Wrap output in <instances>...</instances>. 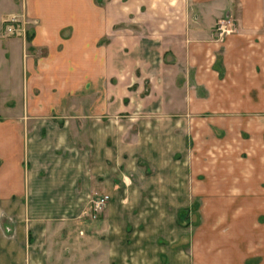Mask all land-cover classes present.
<instances>
[{
  "label": "crops",
  "instance_id": "0c3cea01",
  "mask_svg": "<svg viewBox=\"0 0 264 264\" xmlns=\"http://www.w3.org/2000/svg\"><path fill=\"white\" fill-rule=\"evenodd\" d=\"M98 1L0 0V264H264V0ZM177 152L201 179L159 172ZM126 155L149 170L117 190ZM192 197L218 208L190 231Z\"/></svg>",
  "mask_w": 264,
  "mask_h": 264
},
{
  "label": "rangeland",
  "instance_id": "374dc122",
  "mask_svg": "<svg viewBox=\"0 0 264 264\" xmlns=\"http://www.w3.org/2000/svg\"><path fill=\"white\" fill-rule=\"evenodd\" d=\"M98 3H102V0H99ZM222 18H225V16H222ZM221 18V19H222ZM105 39H102L100 42H103ZM176 108H179L181 109L180 106H177ZM124 115V114H123ZM126 115V114H125ZM176 115V114H175ZM124 120V123H122L124 125V127L127 128V126L129 127V120L127 119L126 116H123L122 117ZM193 124H198L199 127H204L205 129H208V128H213V125H218V121L216 122H211V121H195V122H192ZM215 123V124H213ZM233 127L236 129H238V122H231ZM264 122L260 121V122H255V124L257 125L258 128L256 129H260L261 127H264ZM130 129V128H128ZM218 129V128H217ZM242 138V140H241ZM232 137V142L231 144H237L239 145V147H241L240 150H238V156H239V162H243L242 160L246 161L247 159H249V156L251 154V152H248L247 150V146L244 145L246 142L245 141H248L249 137L247 138V135L244 133L243 134V137ZM190 140L192 141V138H187V144H189ZM253 141L254 142V152L255 154H259L260 155V159H261V156L264 158V146L259 148L258 144H256V141L257 142H260L259 144L261 145L262 144V141H261V138H259L258 140H256V137L253 138ZM264 141V140H263ZM218 143V142H217ZM244 145V147H243ZM264 145V144H263ZM243 147V148H242ZM260 150V152H259ZM130 156L129 155H126L124 157L125 159V163H124V166H121L120 169H122L121 171L124 173V175L126 174L127 175V178L126 176H121L117 179L116 181V189H120V187H123V189L128 186L130 189H133L134 187L136 188V186L138 185L139 183V176L137 175V165L139 166L140 165V170L142 171H145V170H149V167L148 165H146L143 161L139 164L138 163V160H136L135 156H133L131 159L129 158ZM172 157H170V162H171V166L170 168H165L163 170H159V172H161L162 175H165V176H175V177H181L183 175L184 172H186L187 174H191L192 176H194L196 173L199 175V179L202 178L203 174L202 173H198L200 172L198 168H195V166H191V168H189L190 170H187L185 169V165H183L182 161H183V156L181 153H175V156L173 157V159H171ZM128 163H127V162ZM196 161V160H195ZM173 162V163H172ZM127 163V164H126ZM199 164L198 161H196L195 165L196 164ZM126 164V165H125ZM210 165L212 166V168H214L213 170L216 169V166L214 167V163H210ZM142 166V167H141ZM218 168V167H217ZM211 170L212 173H214L215 171ZM246 170V169H245ZM181 175V176H180ZM124 182V183H123ZM127 184V185H125ZM195 189L197 190V188L200 187V184L199 185H195L194 186ZM126 195L129 197L130 199V191H125ZM128 197H126V202L125 203H130L132 202L131 200L128 199ZM133 199V198H132ZM109 203V201H108ZM107 203L106 207L109 205ZM133 203V202H132ZM185 208L181 209L179 212H178V224L179 225H185L187 226V228L191 231L194 229V227L198 224H200V220H201V216H200V212L204 209V208H218V201L216 200H212V201H203L201 199H199L198 197H192L189 201L185 202ZM205 207H204V205ZM106 207L103 209V211L106 209ZM130 210L134 211V207L131 206L130 207ZM86 211V210H85ZM84 211V212H85ZM202 214V213H201ZM101 218V214L98 215V218L97 219H91L88 215L85 216V220H91V221H94V220H98V222L96 224L100 225V219ZM59 220V219H58ZM66 221V225H71V227L75 225V222L74 220H72L71 218H65ZM89 220V221H90ZM55 221V220H54ZM259 221L260 222H264V215H262L260 218H259ZM65 225V226H66ZM84 226H86V224H83ZM98 240H101V237H98L97 238ZM79 241H82V242H86V239L84 238H79ZM87 256L84 254L80 255V260H86ZM260 260V258H256L254 261L255 264L258 263V261Z\"/></svg>",
  "mask_w": 264,
  "mask_h": 264
},
{
  "label": "built area",
  "instance_id": "2783aa9c",
  "mask_svg": "<svg viewBox=\"0 0 264 264\" xmlns=\"http://www.w3.org/2000/svg\"><path fill=\"white\" fill-rule=\"evenodd\" d=\"M25 22L18 15H10L4 21L3 31L6 36H24L26 32ZM234 31V26L229 17L220 18L214 26V35L216 40H223L226 35ZM109 201V196L104 193L93 192L91 195L84 216L91 219H97L103 212Z\"/></svg>",
  "mask_w": 264,
  "mask_h": 264
}]
</instances>
